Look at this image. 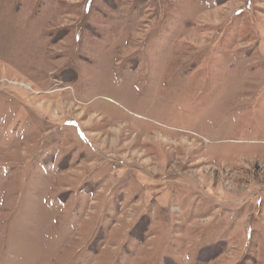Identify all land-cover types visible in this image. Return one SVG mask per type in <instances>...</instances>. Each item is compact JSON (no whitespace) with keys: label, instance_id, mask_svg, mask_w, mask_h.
Returning a JSON list of instances; mask_svg holds the SVG:
<instances>
[{"label":"rangeland","instance_id":"374dc122","mask_svg":"<svg viewBox=\"0 0 264 264\" xmlns=\"http://www.w3.org/2000/svg\"><path fill=\"white\" fill-rule=\"evenodd\" d=\"M0 264H264V0H0Z\"/></svg>","mask_w":264,"mask_h":264}]
</instances>
